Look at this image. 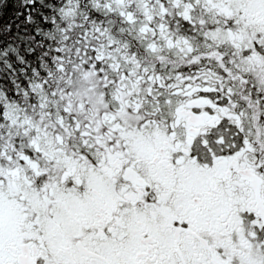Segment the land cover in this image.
Here are the masks:
<instances>
[{
  "label": "snow or ice",
  "instance_id": "1",
  "mask_svg": "<svg viewBox=\"0 0 264 264\" xmlns=\"http://www.w3.org/2000/svg\"><path fill=\"white\" fill-rule=\"evenodd\" d=\"M0 264H264V0H0Z\"/></svg>",
  "mask_w": 264,
  "mask_h": 264
}]
</instances>
